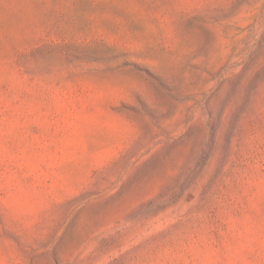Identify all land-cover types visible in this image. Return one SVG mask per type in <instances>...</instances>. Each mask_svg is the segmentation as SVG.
Wrapping results in <instances>:
<instances>
[{"label":"rangeland","instance_id":"rangeland-1","mask_svg":"<svg viewBox=\"0 0 264 264\" xmlns=\"http://www.w3.org/2000/svg\"><path fill=\"white\" fill-rule=\"evenodd\" d=\"M0 264H264V0H0Z\"/></svg>","mask_w":264,"mask_h":264}]
</instances>
